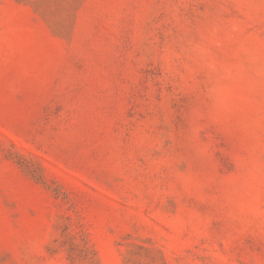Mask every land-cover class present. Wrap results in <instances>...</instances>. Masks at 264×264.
Returning <instances> with one entry per match:
<instances>
[{
	"label": "rangeland",
	"instance_id": "rangeland-1",
	"mask_svg": "<svg viewBox=\"0 0 264 264\" xmlns=\"http://www.w3.org/2000/svg\"><path fill=\"white\" fill-rule=\"evenodd\" d=\"M0 264H264V0H0Z\"/></svg>",
	"mask_w": 264,
	"mask_h": 264
}]
</instances>
